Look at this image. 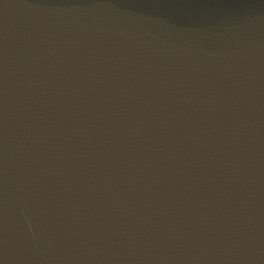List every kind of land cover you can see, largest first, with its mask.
<instances>
[{"label":"water","instance_id":"1","mask_svg":"<svg viewBox=\"0 0 264 264\" xmlns=\"http://www.w3.org/2000/svg\"><path fill=\"white\" fill-rule=\"evenodd\" d=\"M0 264H264V0H0Z\"/></svg>","mask_w":264,"mask_h":264}]
</instances>
